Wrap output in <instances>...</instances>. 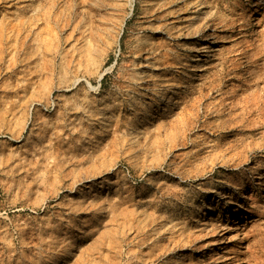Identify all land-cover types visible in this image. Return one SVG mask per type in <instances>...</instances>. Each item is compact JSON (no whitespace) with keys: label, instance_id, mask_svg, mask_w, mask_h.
Masks as SVG:
<instances>
[{"label":"rangeland","instance_id":"374dc122","mask_svg":"<svg viewBox=\"0 0 264 264\" xmlns=\"http://www.w3.org/2000/svg\"><path fill=\"white\" fill-rule=\"evenodd\" d=\"M50 2L0 0V264H264V0Z\"/></svg>","mask_w":264,"mask_h":264},{"label":"bare ground","instance_id":"6f19581e","mask_svg":"<svg viewBox=\"0 0 264 264\" xmlns=\"http://www.w3.org/2000/svg\"><path fill=\"white\" fill-rule=\"evenodd\" d=\"M50 4L48 3L47 7H46V10H43L42 11V8L39 7V10L37 11L38 14H40V18L41 19H47V18H51L53 15H55V12L52 11L51 14L49 15L50 13V9H52L53 7H55L56 4H59L63 6V9L60 10V14H59V18L63 21V27L67 26L70 24V20L71 18H73V13L72 11L70 10V7H73V6H76L77 4H79L81 1H76V0H50ZM61 44V41H57V44H56V47H59ZM47 49V47L45 48ZM44 49V50H45Z\"/></svg>","mask_w":264,"mask_h":264}]
</instances>
